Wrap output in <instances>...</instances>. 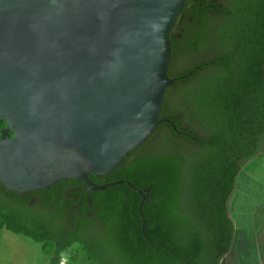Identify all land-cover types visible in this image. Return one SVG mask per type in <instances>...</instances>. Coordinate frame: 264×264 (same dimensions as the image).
<instances>
[{
    "label": "trees",
    "instance_id": "1",
    "mask_svg": "<svg viewBox=\"0 0 264 264\" xmlns=\"http://www.w3.org/2000/svg\"><path fill=\"white\" fill-rule=\"evenodd\" d=\"M169 40L175 80L159 117L175 128L161 122L111 172L88 175L148 188L141 213L126 183L90 191L67 178L21 193L0 182V231L51 245L47 264L74 242L96 264H220L229 251L239 162L264 135V0H186Z\"/></svg>",
    "mask_w": 264,
    "mask_h": 264
},
{
    "label": "water",
    "instance_id": "2",
    "mask_svg": "<svg viewBox=\"0 0 264 264\" xmlns=\"http://www.w3.org/2000/svg\"><path fill=\"white\" fill-rule=\"evenodd\" d=\"M186 0H0V182L88 190L161 122L169 32ZM12 132V135H9ZM142 216V231L144 218Z\"/></svg>",
    "mask_w": 264,
    "mask_h": 264
},
{
    "label": "crops",
    "instance_id": "3",
    "mask_svg": "<svg viewBox=\"0 0 264 264\" xmlns=\"http://www.w3.org/2000/svg\"><path fill=\"white\" fill-rule=\"evenodd\" d=\"M260 144L259 155L264 154V135ZM230 199L233 239L220 264H264V183L242 168Z\"/></svg>",
    "mask_w": 264,
    "mask_h": 264
},
{
    "label": "rangeland",
    "instance_id": "4",
    "mask_svg": "<svg viewBox=\"0 0 264 264\" xmlns=\"http://www.w3.org/2000/svg\"><path fill=\"white\" fill-rule=\"evenodd\" d=\"M239 164L243 165V171L247 175H252L264 183V154L241 160ZM230 206L231 199L228 202V210ZM47 247L49 250H44L40 243L23 234L2 229L0 231V264H47L53 255L51 245ZM10 257L12 261L9 260ZM61 258L64 259L65 264H96L87 258L85 250L77 242L63 251Z\"/></svg>",
    "mask_w": 264,
    "mask_h": 264
},
{
    "label": "built area",
    "instance_id": "5",
    "mask_svg": "<svg viewBox=\"0 0 264 264\" xmlns=\"http://www.w3.org/2000/svg\"><path fill=\"white\" fill-rule=\"evenodd\" d=\"M63 263H64V259L60 258L59 264H63Z\"/></svg>",
    "mask_w": 264,
    "mask_h": 264
},
{
    "label": "flooded vegetation",
    "instance_id": "6",
    "mask_svg": "<svg viewBox=\"0 0 264 264\" xmlns=\"http://www.w3.org/2000/svg\"><path fill=\"white\" fill-rule=\"evenodd\" d=\"M4 125H5V123H4ZM4 125H2V126H4ZM2 126H1V127H2ZM9 135H12V132H9Z\"/></svg>",
    "mask_w": 264,
    "mask_h": 264
}]
</instances>
